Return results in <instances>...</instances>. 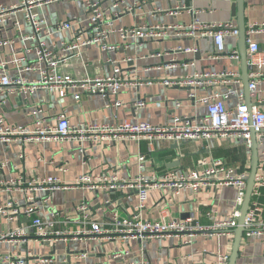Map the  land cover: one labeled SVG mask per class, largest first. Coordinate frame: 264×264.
Instances as JSON below:
<instances>
[{"label": "crops", "instance_id": "obj_1", "mask_svg": "<svg viewBox=\"0 0 264 264\" xmlns=\"http://www.w3.org/2000/svg\"><path fill=\"white\" fill-rule=\"evenodd\" d=\"M21 0H0V5L9 6ZM133 10L126 11V6L134 5ZM235 0H99L108 15H113L114 26H135L140 24L184 25L198 21L208 24L232 19L236 25L237 18L232 15L231 6ZM116 4V5H115ZM184 5L177 15L158 12ZM115 5V6H114ZM39 17L45 20L46 31L40 37L47 46H59L63 41L73 37L74 29L56 31L55 23L77 17L82 20L86 9L82 0H59L38 6L35 9ZM117 14V15H114ZM243 19L245 27L252 21H264V0H243ZM45 29V30H46ZM37 36L32 26L25 20L24 11L11 15L6 23H0V63H5V72L10 77L26 76L33 79V72L25 73L15 68L14 62L23 59L31 63L34 60V47ZM264 54V34H254ZM109 41L118 45L115 51H103L99 45H90L77 54L61 53L58 70L75 78L95 77L111 71L108 59L119 63L123 75L128 78L119 93L122 105L105 107V99L99 95H83L74 99L71 94L60 97L56 90L39 89L32 95L19 93L0 94V116L7 123L32 126L34 118L43 119L46 124H53L60 112H65L69 121L76 124L81 121L112 123L120 120L147 121L153 124H166L173 115L203 116L205 104L200 101L216 93L224 92L229 86L241 91L247 105L245 88L241 80V60L230 54L238 50V35H226L224 52H215L213 39L209 36L196 37L188 29H171L169 35L157 40L136 42L133 39L122 40L118 34L110 36ZM177 46L195 47L196 52H172ZM160 52L162 56H156ZM217 55V57H215ZM175 58L177 65L164 67V63ZM128 59V60H127ZM182 63H187L183 65ZM237 72L239 81L233 77L221 76L223 72ZM206 73L210 74L207 76ZM135 75V78H133ZM185 77H198L192 83L178 82L165 85L164 80L181 81ZM147 82H150L149 84ZM195 93L196 98H188V93ZM142 100L143 105L134 106ZM237 99L231 96L225 104L234 107ZM179 103L177 106L176 103ZM251 102L264 110V82H260L251 92ZM252 105V104H251ZM41 110L33 116L32 110ZM258 142V168L256 184L259 185L258 203L264 207V139L256 137ZM82 148V152L78 149ZM146 157L145 166L140 171L148 176L155 173L161 176L167 172L186 173L201 170L204 162L211 158H221L237 170L249 173L250 144L243 139L213 138L207 143L201 141H184L174 145L173 142L146 140H120L108 145L90 144L74 141L51 142H11L0 144V160L7 165L0 169V178H18L27 180L36 177L56 176L64 184L73 183L81 174H100L107 170L116 172L121 179L132 178L139 173L138 154ZM23 154V158L19 155ZM23 191L12 193L0 192V205L10 199L17 200L21 206L27 204ZM49 198L43 202L45 192L35 195V202L42 205L43 215L49 217L51 210H56L67 219H58L57 227L68 231L83 229L76 222L74 206L85 201L89 205L91 221L102 226L108 225L111 211L116 209L123 216L135 213L137 204L136 191L121 188L117 190H90L73 188L48 193ZM238 191L234 186H211L199 190L182 189L174 194L169 188H156L148 193L145 208L141 215L145 219H182L187 215L205 227L215 220L231 217L237 209ZM207 211H215L206 216ZM185 217V218H187ZM183 218V219H185ZM22 227L26 238L12 241H0V264L8 253L25 257L27 264H215L217 254L231 252L233 234L198 233L189 244L182 243L177 236L160 239H106L101 236L65 237L52 241H41L34 235L30 219L20 213L8 221L0 218V232ZM119 251L125 253L115 256ZM84 255V256H83ZM252 262L264 264V233L250 238H243L236 264Z\"/></svg>", "mask_w": 264, "mask_h": 264}, {"label": "built area", "instance_id": "obj_2", "mask_svg": "<svg viewBox=\"0 0 264 264\" xmlns=\"http://www.w3.org/2000/svg\"><path fill=\"white\" fill-rule=\"evenodd\" d=\"M59 0H21L17 4L9 6L0 5V23H6L11 19V15L17 11H24L25 20L32 26L34 34L47 32V25L42 17H39L35 9L38 6L50 4ZM86 9V15L82 20L73 17L69 20H60L54 25L56 31L74 29L73 37L63 41L59 46L49 47L37 36V44L34 47V60L29 63L23 59L16 60L13 64L18 71L25 73L33 72L35 77L27 79L26 76L10 77L5 72V63H0V94L19 93L22 95H32L39 89L56 90L60 97L71 94L74 99H80L83 95H99L105 99V107H119L122 101L119 93L128 81L119 63L108 59L111 63V71L105 75H98L92 78H75L70 74L61 73L57 65L61 60V53L77 54L81 49L90 45H99L103 51H115L117 44L111 43L109 38L116 33L122 40L133 39L136 42L145 40H157L169 35L173 28L187 30L196 37L209 36L213 39L215 52L217 55L224 52V38L226 35L237 36L238 27L230 19L226 21H216L208 24H201L194 21L184 25L165 24H140L135 26H114L113 15H108L101 6L99 0H82ZM134 5L126 6V11L133 10ZM116 5V4H115ZM114 5V6H115ZM184 5H175L165 10L157 9L158 12H165L169 15H177ZM117 15V14H114ZM46 29V30H45ZM246 34V57L248 67V89L254 92L258 83L264 82V54L261 53L258 43L253 39L254 34H264V21H252L245 27ZM4 42H0L3 45ZM172 52H196L195 47L183 48L177 46L171 49ZM162 56V53H155ZM215 55V57H217ZM232 57L238 58L236 51L231 52ZM128 60V59H127ZM177 61L171 58L164 63V67L176 66ZM187 65V63H182ZM210 75L206 73L207 76ZM221 76L233 77L239 81L237 72H223ZM135 78V75L134 77ZM198 77H185L181 81L164 80L165 85H174L178 82L192 83ZM148 84L150 82H147ZM235 96L237 99L234 107H226L225 102ZM188 98L195 99V93H188ZM205 106L206 112L203 116L173 115L172 120L166 124H153L147 121L120 120L112 123L81 121L72 124L65 112H60L53 124L44 123L41 118H34L30 127L21 124L7 123L0 116V144L7 145L11 142H59L74 141L79 145L82 142L90 144L108 145L120 140H133L139 142L146 140L150 143L156 141H168L180 143L184 141H201L207 143L213 138L243 139L250 144V130L253 129L257 138L264 139V110L258 105H247L243 99V93L229 86L224 92L216 93L209 97L200 99ZM134 106H142L143 101L137 100ZM178 106L179 103L177 102ZM36 107L32 110L33 116L40 112ZM82 152V148L78 149ZM24 155L20 154L19 158ZM146 157L138 154L139 173L132 178L121 179L116 176L113 170H107L100 174H81L77 176L73 183L64 184L56 176L36 177L27 180L23 176L18 178H0V192L12 193L13 191H23L26 195L27 204H21L10 199L0 205V218L11 221L23 213L30 219V224L34 229V235L41 241H52L64 239L65 237H78L83 235L101 236L106 239L120 238L127 239H160L168 236H177L182 243L189 244L198 233H226L232 234V230L237 226L239 216L238 207L231 217L223 220H215L212 225L205 227L191 217L185 219H145L141 211L145 208L148 193L156 188H169L174 194H178L182 189L199 190L203 187L218 185L234 186L238 194L236 204L239 206L243 200L246 186L247 173L237 170L221 158H211L204 162L201 170H192L186 173L167 172L161 176L152 173L148 176L140 171L145 166ZM264 160V154H263ZM7 165L6 160H0V169ZM257 179V177H256ZM260 185H264L261 181ZM83 188L90 190H117L121 188L136 191L137 204L135 213L129 216L121 215L118 210L111 211L108 225L102 226L96 221H91L89 205L85 201H80L74 206L76 222L83 225V229L68 231L57 227V220L67 219L56 210L49 212V217L43 215L42 205L35 202V195L38 192H45L43 202L47 201L51 192ZM259 185H255L248 210L244 219L243 238H250L264 233V207L258 201ZM215 211H207L206 216H211ZM26 238L25 229L17 227L7 232H0V241L17 240ZM124 251H119L115 256H121ZM84 256V255H83ZM228 255L217 254L215 264H227ZM1 264H27L26 258L8 253L1 260ZM143 264H149L145 262ZM244 264H254L247 262Z\"/></svg>", "mask_w": 264, "mask_h": 264}, {"label": "water", "instance_id": "obj_3", "mask_svg": "<svg viewBox=\"0 0 264 264\" xmlns=\"http://www.w3.org/2000/svg\"><path fill=\"white\" fill-rule=\"evenodd\" d=\"M243 0H235L231 6L232 15L237 18V27H238V50H239V57L241 60V80L243 81L244 88H245V95L250 105L253 104L251 102V92L248 89V67H247V57H246V34H245V23L243 19ZM177 146V143H174ZM250 169L246 179V186L243 194L242 203L238 206L239 216L237 219V226L232 230V245H231V252L228 257L227 264H236V260L238 258L239 248L242 242L243 232H244V219L246 212L248 210L249 202L251 199L252 191L256 185V173L258 168V142L256 140V135L253 129L250 130ZM187 215H181V218H185Z\"/></svg>", "mask_w": 264, "mask_h": 264}]
</instances>
